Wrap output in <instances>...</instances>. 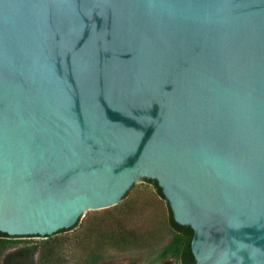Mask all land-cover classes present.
I'll return each mask as SVG.
<instances>
[{"label": "water", "instance_id": "obj_1", "mask_svg": "<svg viewBox=\"0 0 264 264\" xmlns=\"http://www.w3.org/2000/svg\"><path fill=\"white\" fill-rule=\"evenodd\" d=\"M147 180L195 264H264V0H0V233L56 244Z\"/></svg>", "mask_w": 264, "mask_h": 264}, {"label": "rangeland", "instance_id": "obj_2", "mask_svg": "<svg viewBox=\"0 0 264 264\" xmlns=\"http://www.w3.org/2000/svg\"><path fill=\"white\" fill-rule=\"evenodd\" d=\"M176 235L166 200L143 184L119 212L89 217L56 244L7 238L0 245V264L24 247L35 252L17 264H180L170 250Z\"/></svg>", "mask_w": 264, "mask_h": 264}, {"label": "trees", "instance_id": "obj_3", "mask_svg": "<svg viewBox=\"0 0 264 264\" xmlns=\"http://www.w3.org/2000/svg\"><path fill=\"white\" fill-rule=\"evenodd\" d=\"M147 181L153 183V185L157 190L158 195L164 199L160 188L156 184V181L154 180H147ZM168 210H169V224L177 234L172 242V245L170 246V250L175 254L180 264H195V261L190 251L192 230L188 226H180L176 224L172 219V215L169 207ZM64 231L67 230H62L59 231L58 233ZM7 238H9V236L0 233V245H2L4 241H7L6 240ZM34 252H35V247L20 248L14 253L6 254L3 258L2 264H17L16 262L22 260L23 258L30 260ZM162 264H168V263L165 262Z\"/></svg>", "mask_w": 264, "mask_h": 264}]
</instances>
